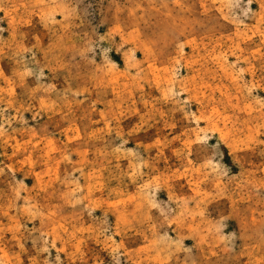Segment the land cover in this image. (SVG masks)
<instances>
[{
    "label": "rangeland",
    "instance_id": "obj_1",
    "mask_svg": "<svg viewBox=\"0 0 264 264\" xmlns=\"http://www.w3.org/2000/svg\"><path fill=\"white\" fill-rule=\"evenodd\" d=\"M0 264H264V0H0Z\"/></svg>",
    "mask_w": 264,
    "mask_h": 264
}]
</instances>
